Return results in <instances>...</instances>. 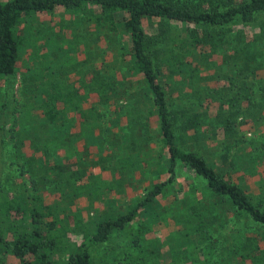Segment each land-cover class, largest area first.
Masks as SVG:
<instances>
[{"label": "trees", "instance_id": "1", "mask_svg": "<svg viewBox=\"0 0 264 264\" xmlns=\"http://www.w3.org/2000/svg\"><path fill=\"white\" fill-rule=\"evenodd\" d=\"M57 9L81 14L90 30L75 65L60 49L62 31L34 26ZM102 38L118 45L128 79L105 62ZM24 47L33 65L21 76L17 130L0 127V264H264V0H0L1 83L14 82ZM114 102L124 105L112 130L105 140L96 130L90 144L83 129ZM259 130L263 139L246 136ZM14 172L31 189L7 188ZM104 178L118 186L141 179L145 193L85 219L75 205L99 196ZM198 179L208 196L182 202V236L201 242L190 261L162 255L157 240L142 249L124 237L175 181L177 199L182 183L198 190ZM231 223L247 230L234 236L235 249L220 251L210 230Z\"/></svg>", "mask_w": 264, "mask_h": 264}, {"label": "rangeland", "instance_id": "2", "mask_svg": "<svg viewBox=\"0 0 264 264\" xmlns=\"http://www.w3.org/2000/svg\"><path fill=\"white\" fill-rule=\"evenodd\" d=\"M6 1V0H2ZM81 18V14L79 13H73L70 11H65L63 9H57L56 11L50 13V14H39L35 16L33 22L34 26L37 28H43V31H47L49 33H54L62 31L65 37H63L64 42H62V47L60 49L65 52V59L66 61L72 63V65H75L76 63H79L84 59V47H83V34L86 37L89 34V29L86 31V25L81 23L79 19ZM110 40V39H109ZM107 40V38H102V40L98 43V45L101 47L102 50H109L108 53L104 54V60L105 62L110 65L111 71L113 69L119 70L122 74H125V77L128 79L130 77L129 74L125 73V68H123L121 63L117 62L115 59V49L118 48V45L115 46L110 45V41ZM93 41L89 43V47L92 48ZM32 52H29L25 47L24 50L21 52L20 59L18 62V72L15 76V80L13 83H11V86H13L12 89L9 88L10 83H1L0 82V107L2 110V114L0 115V127H4V132L8 129L12 128L13 125V119H15L17 116L15 114V111H17V105L19 102V89H20V81L21 76L25 71L27 72V69H29L33 65V61L29 57ZM122 68V69H121ZM121 69V70H120ZM120 105H124L123 102L112 103L109 106H98V118L93 121L92 127L84 128L82 131V136H85L86 140L88 139L89 143L92 144L95 141H99L98 132L96 130H102L105 132V134L102 135L104 140L106 139V131L108 129L112 130V125L115 124V119L117 118L116 110H114L116 107H119ZM5 116V117H4ZM4 122V123H3ZM14 126V125H13ZM93 129L91 132L89 129ZM245 131L247 127L245 126L243 128ZM14 130H17V128L14 126ZM254 131V130H253ZM257 131V130H255ZM248 132V131H246ZM263 130H259L257 133H251L246 134L248 138H255V139H263L261 138ZM2 134V131L0 132ZM256 136V137H255ZM103 150L110 151V147L107 144H104ZM159 147L155 146L153 148V151L158 152ZM184 173L187 174V176H190L188 172H184L181 170H178L177 173ZM13 177L10 179L11 185L6 183L7 188H12L14 192H18L20 194V191L23 189V186H19L21 182H24L26 187L28 189H31V184L29 177L25 174L23 175H17V172L12 173ZM1 178V177H0ZM144 178V177H143ZM189 178H187L188 180ZM113 180L115 179H108L104 178V181L100 184L99 190L97 189V194L99 196H94V199H90L88 197L81 198L78 200V203L75 205V208L81 212L85 216V219L88 218H95L100 217L101 219L108 214L115 213L119 210H124L129 208L134 204L135 201L142 198L143 194L145 193V187L146 183H143L141 179H129L128 182H126L124 185H117L114 184ZM6 182V181H5ZM184 186V192L181 193V195L176 199H174V193L175 189L179 187V183L175 181L170 188L167 189L168 193H164L165 195L161 197L147 210H143L136 219L130 224L128 229L125 231L124 237L127 236L128 239L134 236V238H139L141 245V248L143 249L144 242L152 244V240H157L156 243L161 244V253L162 255H166L170 252L176 251L178 252L175 257L181 258L184 256H190L191 251L193 248L196 247V249L200 246L198 242L192 243L187 241L183 236L182 232L186 230V224L182 221L183 217L182 215H186V213H182V210H184V206L182 202H185L186 204L191 203V198L196 196V198L201 197L200 200L204 199L205 196H208L207 189L205 186V181L203 179H198L195 184L198 186V190L192 189L194 188V182L192 183V180H189L187 183H182ZM25 190V188H24ZM189 192V193H188ZM201 193V194H200ZM192 194V195H187ZM49 195H45V199L48 200ZM187 199V200H186ZM184 220V219H183ZM183 222L184 224H181ZM241 223V222H240ZM239 223V224H240ZM240 224V231L237 229L238 226L233 225L232 223L227 225L226 228L218 229L217 232L212 229L210 230L211 237L215 240L219 238V249L220 251H224L226 247L230 250L232 248V245L237 246L236 241L234 239V236H238V234H243L246 232L247 228L246 224ZM183 229V230H182ZM141 237V238H140ZM122 241V244L127 243V239ZM115 242H120L121 239L117 240L116 238L113 239ZM129 241V240H128ZM232 243V244H231ZM193 244V245H192ZM204 247V245H201ZM134 252L130 253L133 256L139 255L137 253L140 248H132ZM103 253L102 248H100L98 251L93 252V256H97ZM129 253V252H128ZM163 258L161 257V260ZM191 257L189 259L185 258L177 261L181 262H187L190 261ZM178 264V263H175ZM186 264V263H185ZM188 264V263H187Z\"/></svg>", "mask_w": 264, "mask_h": 264}]
</instances>
